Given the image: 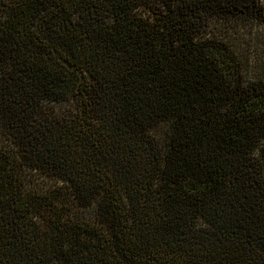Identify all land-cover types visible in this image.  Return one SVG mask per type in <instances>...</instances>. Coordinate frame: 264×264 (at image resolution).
<instances>
[{
    "label": "trees",
    "instance_id": "trees-1",
    "mask_svg": "<svg viewBox=\"0 0 264 264\" xmlns=\"http://www.w3.org/2000/svg\"><path fill=\"white\" fill-rule=\"evenodd\" d=\"M0 264H264V0H0Z\"/></svg>",
    "mask_w": 264,
    "mask_h": 264
}]
</instances>
